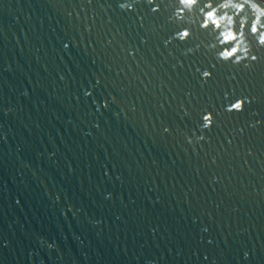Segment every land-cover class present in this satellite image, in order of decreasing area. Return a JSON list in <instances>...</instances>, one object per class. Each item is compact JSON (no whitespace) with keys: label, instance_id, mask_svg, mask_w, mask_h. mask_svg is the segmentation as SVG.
<instances>
[{"label":"water","instance_id":"obj_1","mask_svg":"<svg viewBox=\"0 0 264 264\" xmlns=\"http://www.w3.org/2000/svg\"><path fill=\"white\" fill-rule=\"evenodd\" d=\"M175 3L0 0V264H264V49Z\"/></svg>","mask_w":264,"mask_h":264},{"label":"clouds","instance_id":"obj_2","mask_svg":"<svg viewBox=\"0 0 264 264\" xmlns=\"http://www.w3.org/2000/svg\"><path fill=\"white\" fill-rule=\"evenodd\" d=\"M137 3L142 0H136ZM147 5L152 6L155 0H143ZM122 10L131 11L133 5L121 4ZM197 9L199 14L197 16ZM151 11H159L158 6L151 7ZM192 17H196L195 20ZM170 21L177 24L198 25L200 31L209 32L214 37L211 48L219 49L216 55L218 62L232 65H243L248 68L252 63L258 61L253 54V44L257 49H264V0H206L201 5V0H176L175 10ZM192 38L190 28L183 27L173 34L172 39L186 42ZM211 73L204 71L203 79L210 78ZM87 94V93H86ZM227 99V96H226ZM253 99L245 97L237 99L226 107L231 113H241L246 104H251ZM187 114V113H185ZM201 131L211 129L214 117L211 113L203 115ZM165 132L170 130L165 128ZM198 139L203 140L200 136ZM191 143V140H189Z\"/></svg>","mask_w":264,"mask_h":264}]
</instances>
